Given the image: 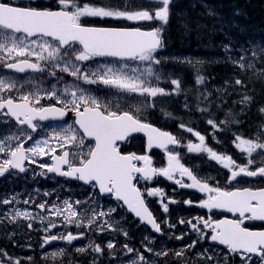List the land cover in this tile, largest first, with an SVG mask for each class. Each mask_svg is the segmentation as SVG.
Returning a JSON list of instances; mask_svg holds the SVG:
<instances>
[{
  "label": "snow or ice",
  "instance_id": "6c2138e0",
  "mask_svg": "<svg viewBox=\"0 0 264 264\" xmlns=\"http://www.w3.org/2000/svg\"><path fill=\"white\" fill-rule=\"evenodd\" d=\"M150 4L159 5L151 11L141 8L136 11L121 10L133 7L129 0H121L120 5L112 2L104 3V0H55L53 6H44L40 0H0V64L6 69L18 73L32 71L35 73H47L56 80L48 89L34 86V91L20 92L23 85H18L14 80L0 78V123L14 121L17 126H27L32 132L37 131V121L62 120L69 112L75 115L74 124L67 127L60 126L59 130L53 129L51 135L45 139L35 142L32 147L24 148L23 143L31 140L32 136L26 134L25 141L18 143L16 147L11 146V141H19V135L0 137V154L7 158L0 161V175L10 169H17L24 172V162L37 163L35 157L48 156L52 163H40L41 169L49 173H56L65 177L75 178L86 184L97 188L101 195H114L121 207L134 213L135 217L159 233L160 224L157 223L153 213L147 207L144 195L149 197H163V190L159 188L145 189L142 193L137 186L139 179L151 180L154 176L162 175L174 182L181 188L198 189L207 193V199L200 202L201 207L208 209H227L238 213L239 219L205 220L196 218L197 223L181 219L180 224L188 223L194 232L199 234L200 239L210 238L212 241L226 245L232 253H240L244 264H250L251 257L245 254H254L264 264V230H251L244 226L245 220L264 221V188H234L226 190L219 186L212 187L206 181H202L193 171L181 163L178 152L169 150V146H176L180 141L170 132L147 123L131 111H124L117 108L111 110L108 103H102L98 98L91 95L79 83H62L66 73L77 82L91 85H103L106 88L116 89L120 93L137 94L146 98L158 96L179 95L181 88L180 79H171L173 90L167 92L164 88L154 86L161 80L162 59L158 58V50L164 45L161 40L162 29L154 28L143 30L136 28H101L91 27L83 23V18H113L125 19L128 21H153L157 20L167 24L170 16V4L172 0H148ZM207 15L212 17L215 13L209 8ZM79 45V49L76 46ZM225 53L233 51L230 45H222ZM246 51V50H245ZM113 58L111 62L96 63V58ZM34 58V62L33 59ZM260 58L264 60V47L251 53V61L245 60L243 55L238 60H229L242 71L252 69L256 71L255 61ZM178 63H192L190 58H173ZM167 58L164 59L166 62ZM13 61V62H8ZM88 63H95V70L87 69ZM135 64V66H134ZM143 65V66H141ZM264 75V73H259ZM204 76H197L196 82L203 84ZM236 85L244 86L240 79L234 81ZM57 84L61 85L57 87ZM19 93L14 98L13 91ZM54 101L47 106L41 105L40 101ZM252 98L245 95L240 101L241 104H249ZM59 105V106H57ZM149 107L155 105L149 104ZM187 107V105H185ZM206 112L207 109H198ZM139 112V108L136 109ZM264 113V108L259 110ZM165 115H170L165 113ZM207 123L212 126L213 133L220 129L214 120L209 119ZM221 123H226L222 121ZM179 127L188 133L193 134L198 143L189 142L185 147L189 153L206 154L207 157L216 161L223 168L230 170L228 183L231 184L238 177H261L264 178V164L250 170V166L256 162L251 156L257 150L264 152V142L257 139H245L237 136L233 143L241 152L248 155L246 165H238L231 156L218 154L211 147L205 144L206 137L198 131H194L185 124ZM134 133H144L147 137V149L158 147L167 152V166L156 168L153 166L152 157L147 154L137 155L136 153H123L120 144L128 140ZM87 138H92L94 144H85ZM239 141V143H237ZM59 149V154L57 150ZM84 149H87L86 151ZM43 175L44 173H40ZM187 177L191 183H184L182 179L175 177ZM49 195V193H45ZM17 200L14 196L11 199L0 200L2 204H10ZM29 203L28 200L24 201ZM35 203V201H32ZM81 201H63L62 205L48 206L50 215H63L66 223H75L80 227L83 223L79 219L74 205H80ZM162 211L168 212V203L160 200ZM169 203H176L169 198ZM185 203L191 205L193 201ZM47 201L37 205L39 209H45ZM115 209L109 208L107 212H93L87 221L91 227L99 217L110 216ZM18 218L26 220L36 217L30 211H15L9 214V219L14 222ZM44 221L48 217L40 216ZM167 223V221H165ZM55 222L49 221L48 227L44 230L49 232L57 227ZM174 227V225H170ZM31 228V223L28 225ZM112 224L105 221L100 226V231L111 229ZM202 229H211V234L205 233ZM127 236V232L123 233ZM83 233L66 236H45L42 247L57 239H63L71 243L79 239ZM183 236L176 239H183ZM196 241L187 245L185 249L175 252L174 255L181 257L191 248L196 247ZM96 253H103L104 249L99 244L94 247ZM106 247L113 249L115 245L108 242ZM127 253H133V249L127 245L123 246ZM153 252L152 248H147ZM84 252L86 249H77ZM55 253L52 255H62ZM0 255L7 256V253L0 251ZM155 255L167 256L168 252L155 253ZM201 258L208 256L207 251L200 254ZM136 259L132 264H150L145 260L143 253L136 252ZM9 261L12 260L8 257ZM31 259V257H29ZM3 264V261H0ZM14 264H21L19 259Z\"/></svg>",
  "mask_w": 264,
  "mask_h": 264
},
{
  "label": "trees",
  "instance_id": "16d2710c",
  "mask_svg": "<svg viewBox=\"0 0 264 264\" xmlns=\"http://www.w3.org/2000/svg\"><path fill=\"white\" fill-rule=\"evenodd\" d=\"M177 1L179 3L178 7L181 11L176 12L173 19L170 21L168 34L170 38L169 40L172 43L171 47H182L183 43L180 40L184 38H186L187 41L193 39V41L189 43L187 42V44L191 47L200 48L202 52L205 51V47H215L213 43L219 41H229L233 44H242L247 48L250 54L253 51L259 50L254 49L256 43H261L262 47H264V0ZM209 8L215 13L212 17L207 15V9ZM238 11L239 13H237ZM180 23L183 24V27L180 26ZM191 34H196L198 36L190 37ZM203 39L209 40L202 43ZM259 73H264V60H261L260 58L257 59L256 71L251 69L245 76L240 75L238 70H232L228 64H206L205 68L206 77L211 78L214 76L216 82L223 81L222 77L229 79V86L231 88V93L229 92L227 94V101L229 103L234 101L233 96L237 95L236 91L239 87L242 90L241 95L245 94L243 93V90L251 93L252 102L249 103L245 110H243L245 113L242 117V124L238 127L233 126L231 130L218 132V139L220 140L221 148L232 151L234 156L237 157L243 165L247 164L249 157L246 153L241 152L233 143L235 140L233 132L235 130H240L243 132V135L240 137L245 139L258 138L259 142H264V120H262L264 119V113L259 111L261 107L264 108V106H262L264 105V75H260ZM185 78L187 81L192 78L189 71H186ZM236 79L242 80L244 86L236 85L234 83ZM256 121H259L260 129L256 127ZM237 143H239V141H237ZM259 151L260 150L254 152L251 159L257 158L264 162V152ZM258 166V164H253L250 166V169H255Z\"/></svg>",
  "mask_w": 264,
  "mask_h": 264
},
{
  "label": "rangeland",
  "instance_id": "374dc122",
  "mask_svg": "<svg viewBox=\"0 0 264 264\" xmlns=\"http://www.w3.org/2000/svg\"><path fill=\"white\" fill-rule=\"evenodd\" d=\"M40 1L42 2L41 4L44 5V6H53L54 3H55V0H40ZM83 2L87 3V2H89V0H83ZM109 2H112L115 5H120L121 0H104V3H106V4L109 3ZM129 2L133 5V7L128 8V9L121 8V10L136 11V10H140L141 8H143V9L151 11L153 8L159 7V5L150 4L148 2V0H129ZM122 26L125 27V28L126 27L128 28V25H122ZM180 26L183 27V24H181ZM180 41L182 43H184V44H187V42L189 43V41H187L186 38H184V39H182ZM217 44L220 47H222V45H226L225 43L220 42V41L217 42ZM213 45L216 48V43L215 42L213 43ZM170 56L172 58H170ZM244 56H248V55L244 54ZM164 57L167 58L168 60H174L173 58H181L182 56L176 50H174V51L169 50L168 52L165 53ZM233 58L235 60L239 59L237 54H236V56H233ZM134 66H135V64H134ZM141 66H143V65H141ZM87 69L95 70V64L88 65ZM56 72H57L58 76H63L62 83H69V84L79 83V86H81L87 92H89V90H88L89 88H88L87 84H84L83 82H77L72 77L68 78L67 77L68 74L60 73L59 70H56ZM161 76L164 79L166 78L164 73H163V71H162V69H161ZM162 78L158 82V84L155 81H153V85L162 87L161 86ZM172 79H176V78L173 76ZM50 80L52 81L53 84L57 83L56 80L53 79V78L50 79ZM45 83H46V80H44V85H43L44 88H46V84ZM60 86L61 85L57 84V87H60ZM103 87H105V86H103ZM92 89L98 95L105 94L104 91L102 89H100V88L93 87ZM109 91H110V92H108V98L109 99L107 101H105V100L102 101V103H108L109 106H112L115 109H117V107H118L119 109H122L124 111H131L130 107H132L134 110L139 108V112H140V111H145V110H148V109L150 110V109L160 108L162 106V104H163V100H160L159 102H155L154 98H146V97H142V96L141 97H136V96H134V94L120 93L118 90L111 89V88H110ZM90 94L95 96L93 93H90ZM162 97H167V96H162ZM96 98H98V97H96ZM128 100H131V101H128ZM149 104H152V105H155V106L154 107H149L148 106ZM169 118H171L170 115H169ZM187 124L190 126L191 122L187 121ZM189 126H186V127H189ZM163 127H165V126H163ZM181 130H184V129H181ZM186 139H187L188 143L189 142L198 143V140H197L196 137H194L193 139H189V138H186ZM217 168L219 170V172H218L219 176H221V180L220 181H224L225 183H228V178L230 176V170L223 168V166L221 164H218ZM16 178H18V177H17V175H14V174H9V175L6 176V178L4 177V175H0V200H5L7 197L11 198V197H14V196L17 198V201L21 200V198H19V194L17 192H11V191H8V190L5 189L6 186H11V185H13L14 182H17ZM208 178H213V175H209ZM248 179H249V177H245V179H244L243 176L242 177H238L237 180L233 181L230 184V188H232V187L242 188L244 186H248L250 188H256L257 185L259 184V183H255V182H252V181H248ZM216 182H217V180H216ZM23 183H25V182L23 181ZM227 187L228 186H225L224 188L225 189H230V188H227ZM24 197H25V199H30L29 193L27 192L24 195ZM67 200H68L67 198H63V201H67ZM40 203H43V202L40 201ZM48 204L49 203H47V206H48ZM93 209H95V208H93ZM7 210H9V208H5L4 204L0 203V212H5ZM102 210H103V208L101 206L100 208H97L95 210V212H99V211H102ZM24 211H28V209H24ZM93 212L91 214L87 215V214H84L81 211V212H79V219L82 220V221H85V220L88 221V219L91 218V216L93 215ZM105 221H107L109 224H112V228L111 229H114L115 231H118V233H121L122 230L123 231L126 230L127 225L126 224H121V226H120L118 223H116L117 221L113 218V215H111L109 217H106V216L105 217H99L97 219L96 223L93 224L89 228L92 229V230H98L100 228V226L105 225ZM74 224L75 223H73V225ZM83 226L88 227L87 223L84 222L78 228H81ZM0 228H1L0 235L5 236L6 238H8V240L15 238L17 232L19 234L22 233L21 232L22 229L19 226V224H15L13 226H10L9 224H4ZM111 229H107V230H111ZM110 236H112V233H110ZM145 240H146V242L148 244H142V248L146 252H148V251L146 250L145 246H147V248H152L154 253L163 252V250L165 248V244L162 243L161 240H159V241L158 240H154L153 237H146ZM108 242H112L114 244V241L112 239L107 240L106 243H108ZM90 244H92V246L94 247L96 244H99V243H96V238H87V239L81 238L77 242L72 241L71 245H72V249H74L76 251H77V249H81V248L86 249V251H84V253L88 255L91 264H95V263H98V262H101V264H132V261L137 258L135 253H133V254L127 253L126 249L123 247L124 245L119 246L120 254L113 253L112 250L114 248L113 249H108L106 247L109 250L108 252H106L104 245H102L101 248H103L104 251L101 254V253L94 252L92 247H89ZM189 244H191V242ZM61 245L62 246H61L60 249L63 248L65 250V249L68 248V246L70 244L67 243V242H62ZM129 247L132 248V245H130ZM11 249H12V253L8 252L9 254L6 256L5 260H3V258H0V261H3V264H14V261L16 259H19L21 261V264H24L25 262H26V264H58L57 262H54V261H48L47 259L38 258V256L36 255V252H35V246L31 245L30 243H20V242L19 243H15L14 242V244L12 245ZM60 249H59V251H61ZM59 251H55V252H53V254L60 253ZM25 252H28V255H25L24 254ZM62 255H51L50 256L49 253L42 252V256H49L51 259H56L57 257H60ZM8 257H11L12 260L9 261ZM29 257H31V259H29ZM240 258H241V256H240ZM251 260H252L251 262L253 264H257L254 261H259L257 258H252V257H251ZM148 261L150 262V264H179L180 263L179 261H177L175 259H172V258L171 259H165V258L159 257V256H157L155 254L154 255L149 254ZM232 262L236 263L235 260H233ZM141 264H143V262H141ZM206 264H208V263H206ZM237 264H244V260H242V258H241L239 261H237Z\"/></svg>",
  "mask_w": 264,
  "mask_h": 264
},
{
  "label": "bare ground",
  "instance_id": "6f19581e",
  "mask_svg": "<svg viewBox=\"0 0 264 264\" xmlns=\"http://www.w3.org/2000/svg\"><path fill=\"white\" fill-rule=\"evenodd\" d=\"M202 1V0H201ZM207 2V1H206ZM216 3V2H215ZM204 4V3H203ZM203 6V5H202ZM234 6V5H233ZM204 8V7H203ZM232 8V7H231ZM206 10V9H205ZM208 10V9H207ZM215 10V9H214ZM235 10V9H234ZM202 11V10H201ZM228 12H230V11H228ZM206 13V12H205ZM231 13V12H230ZM237 13H239V11L237 12ZM240 14H241V12H240ZM239 14V15H240ZM218 15V14H217ZM232 15H233V13H232ZM231 16V15H230ZM234 16V15H233ZM232 17V16H231ZM211 20V19H210ZM239 20V19H238ZM215 21H216V19H215ZM214 21V22H215ZM216 23V22H215ZM255 29V28H254ZM260 30V29H259ZM258 31V30H257ZM256 31V32H257ZM247 32V31H246ZM253 35V34H252ZM250 36V35H249ZM258 36V35H257ZM238 37V36H237ZM251 37V36H250ZM253 37H254V35H253ZM255 38V37H254ZM233 41V40H232ZM238 41V40H237ZM236 41V42H237ZM235 42V43H236ZM249 42V41H248ZM251 44V43H250ZM247 45H248V43H247ZM216 48L222 53V54H224L225 56H227L228 58L229 57H231L233 60H235L234 58H233V56H236V53L234 52V51H231V52H229V53H225V51H224V49L222 48V47H220V46H218V44H217V42H216ZM217 68V67H216ZM173 74L174 75H176V76H180L181 75V73L179 72V71H174L173 72ZM260 106V105H259ZM262 106H264V105H262ZM262 108V107H261ZM257 109V108H256ZM262 116V115H261ZM262 120H264V119H262ZM262 122V121H261ZM255 124H256V127L258 128V129H260L259 127H260V123H259V121H256L255 122ZM249 126V125H248ZM264 126V125H263ZM155 127H157V128H159V129H161L162 131H166V132H169L167 129H165V128H162L161 126H159V125H156ZM256 130V129H255ZM244 131V130H243ZM253 131V130H252ZM10 246H12L13 244L12 243H10L9 244ZM25 260V259H24Z\"/></svg>",
  "mask_w": 264,
  "mask_h": 264
},
{
  "label": "flooded vegetation",
  "instance_id": "af4514ba",
  "mask_svg": "<svg viewBox=\"0 0 264 264\" xmlns=\"http://www.w3.org/2000/svg\"><path fill=\"white\" fill-rule=\"evenodd\" d=\"M132 112V111H131ZM135 115V114H134ZM156 125H159V126H161L162 128H165V127H163L162 125H160V124H156ZM166 129V128H165ZM15 238H13V239H9L8 240V244H10V243H12V244H14V242H15V240H14ZM29 240L30 241H34V240H36L34 237H30L29 238Z\"/></svg>",
  "mask_w": 264,
  "mask_h": 264
}]
</instances>
